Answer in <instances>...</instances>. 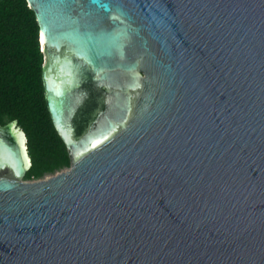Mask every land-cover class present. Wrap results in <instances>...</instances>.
<instances>
[{
  "label": "water",
  "instance_id": "1",
  "mask_svg": "<svg viewBox=\"0 0 264 264\" xmlns=\"http://www.w3.org/2000/svg\"><path fill=\"white\" fill-rule=\"evenodd\" d=\"M25 1L70 167L0 126V264H264V0Z\"/></svg>",
  "mask_w": 264,
  "mask_h": 264
},
{
  "label": "trees",
  "instance_id": "2",
  "mask_svg": "<svg viewBox=\"0 0 264 264\" xmlns=\"http://www.w3.org/2000/svg\"><path fill=\"white\" fill-rule=\"evenodd\" d=\"M43 57L38 26L26 1L0 0V126L15 120L26 134L31 168L24 181L70 167L44 101Z\"/></svg>",
  "mask_w": 264,
  "mask_h": 264
},
{
  "label": "rangeland",
  "instance_id": "3",
  "mask_svg": "<svg viewBox=\"0 0 264 264\" xmlns=\"http://www.w3.org/2000/svg\"><path fill=\"white\" fill-rule=\"evenodd\" d=\"M66 170V169H65ZM63 171V170H62ZM61 172V171H60ZM57 173H59V172H57ZM52 176V175H51ZM49 176H46L45 178H48ZM45 178H43V179H45ZM27 182H33V181H27Z\"/></svg>",
  "mask_w": 264,
  "mask_h": 264
},
{
  "label": "bare ground",
  "instance_id": "4",
  "mask_svg": "<svg viewBox=\"0 0 264 264\" xmlns=\"http://www.w3.org/2000/svg\"><path fill=\"white\" fill-rule=\"evenodd\" d=\"M42 41V40H41Z\"/></svg>",
  "mask_w": 264,
  "mask_h": 264
}]
</instances>
